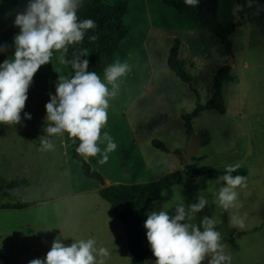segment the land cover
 Instances as JSON below:
<instances>
[{
  "label": "rangeland",
  "instance_id": "rangeland-1",
  "mask_svg": "<svg viewBox=\"0 0 264 264\" xmlns=\"http://www.w3.org/2000/svg\"><path fill=\"white\" fill-rule=\"evenodd\" d=\"M236 1L218 0L222 25L242 22L230 34L228 49L208 29L188 28L193 23L191 17L174 10L167 0H128L124 23L129 34L114 63L126 62L131 70L118 81V95L109 100L108 122L101 131V136L107 132L113 138L117 148L108 153L104 164L98 162L101 155L83 159L112 184L150 182L170 172H183V181L165 190L143 214V249L150 247L144 224L151 211L167 208L174 214L177 203L197 202L196 196L203 193L208 205L194 222L199 224L204 215L221 221L216 227L231 264H264V38L258 26L233 13ZM28 2L0 0V45L7 46L0 52V63L14 54V36L20 31L15 17L25 11ZM177 40V60L186 79L168 63ZM59 56L54 53L52 62L34 75L21 123L0 124V182L28 181L12 189L10 195H0V264H29L32 259L44 258L61 234L68 237L62 238L65 244L70 245L74 238H92L99 248V243L112 240L116 232L113 224L120 222L113 206L100 196L101 182L89 176L66 132L52 138L55 150H40L45 105L50 93H56L59 75L70 77ZM230 60L232 65H228ZM224 65L231 67L229 73L236 78L222 83L226 111L205 109L191 120V135L206 131L210 140L183 164L178 153L191 136L183 116L195 110L198 100L203 105L209 102L215 75ZM101 80L105 81L104 74ZM25 113L32 118L27 119ZM155 141L170 152L155 146ZM98 146L103 153L106 142ZM172 147L175 150H170ZM236 163L241 164L238 171L244 170L247 186L237 189L243 207L231 211L246 214L243 229L230 227L228 213L214 203L222 182L218 184L216 178L204 181L203 175L192 178L187 173L225 169ZM23 201L36 204L21 209L2 207ZM103 220L111 232H100ZM130 256L129 248L131 263ZM152 258L148 264H154Z\"/></svg>",
  "mask_w": 264,
  "mask_h": 264
},
{
  "label": "clouds",
  "instance_id": "clouds-1",
  "mask_svg": "<svg viewBox=\"0 0 264 264\" xmlns=\"http://www.w3.org/2000/svg\"><path fill=\"white\" fill-rule=\"evenodd\" d=\"M188 6H197L199 0H185ZM81 0H29L23 12L17 13L14 24L20 31L14 36V54L0 63V124L21 123L28 91L34 75L42 65L52 62L54 53H60L59 63L70 64L74 75H59L56 93H50L46 103L45 135L40 137L41 151H53L52 138L65 132L76 143L77 153L87 159L101 155L98 161H108V153L117 148L113 138L101 131L108 122L110 98L118 95L121 77L131 70L128 63L116 62L104 69L105 81L95 71H89L88 50H78L73 58H65L70 45L84 40L85 33L96 27L92 19H78ZM251 6V0H249ZM237 4L233 13L241 10ZM94 41L96 36L89 37ZM7 46L0 45V52ZM59 72L57 69H55ZM111 86V90L108 86ZM31 119L30 113H25ZM106 142L103 153L98 143ZM241 167L240 163L225 166L224 174L216 178L221 184L216 192L215 205L228 213L229 226L243 229L246 214L241 216L231 211L243 207L238 200V188L247 186V177L233 175ZM191 204L177 203L174 214L167 208L153 210L145 221L147 239L156 257L154 264H231V256L226 253V245L217 230L218 219L204 215L199 224L197 214L207 205L203 193L196 196ZM68 237L57 236L46 257L32 259L29 264H105L110 256L106 247H96L92 238L76 239L68 245L62 242Z\"/></svg>",
  "mask_w": 264,
  "mask_h": 264
},
{
  "label": "trees",
  "instance_id": "trees-1",
  "mask_svg": "<svg viewBox=\"0 0 264 264\" xmlns=\"http://www.w3.org/2000/svg\"><path fill=\"white\" fill-rule=\"evenodd\" d=\"M174 10L191 17L193 23L189 24L191 29H208L215 33L229 49L231 42L230 34L236 29L241 21L232 22L224 26L218 21L217 8L218 0H199L197 6H188L185 0H167ZM241 5V10L238 11L243 21H249L260 29L264 38V0H237L236 5ZM128 11V0H81V6L78 9V19H92L95 21L96 27L89 29L85 33L84 40L76 45H70L65 56L71 60L73 54L78 50L87 49L86 58L89 60V71H95L100 78L104 74V69L113 64L116 58V52L122 45L124 39L129 34V31L124 23L125 15ZM95 35L94 41L89 37ZM180 41H176L172 47L168 63L170 67L183 79H186L185 72L181 69L178 59ZM70 76L74 75V70L71 65H67ZM230 66L224 65L221 67L214 78L213 94L208 103L203 105L197 102L195 110L183 116L186 121V126L189 134L193 133L191 120L198 114L209 108L217 109L224 113L226 111L224 99L222 95V83L225 80H236L229 73ZM206 138V143L210 140L208 133L203 132ZM68 138L69 135L66 133ZM73 142V141H72ZM158 148L166 149V146L161 142H153ZM225 169H209L204 172L198 170H189L187 173L192 178H197L203 175V180L209 178H217L224 174ZM244 174V170L236 171L233 175ZM183 172L174 171L167 173L160 179L150 182H139L133 184L114 183L102 187L100 189L101 196L107 200L114 208L115 213L124 224L129 241L131 264H144L146 255L152 251L151 247L143 249L141 246V218L145 213L148 205L155 200H158L163 192L172 186L183 181ZM245 176V174L243 175ZM27 179H16L4 185L0 182V195L8 196L10 191L22 184H27ZM223 183V182H222ZM35 204L33 201H23L13 204H4L3 208H25Z\"/></svg>",
  "mask_w": 264,
  "mask_h": 264
},
{
  "label": "crops",
  "instance_id": "crops-1",
  "mask_svg": "<svg viewBox=\"0 0 264 264\" xmlns=\"http://www.w3.org/2000/svg\"><path fill=\"white\" fill-rule=\"evenodd\" d=\"M174 148L175 147H172V149H170V150H175ZM106 181H107V185L112 184L109 179H106ZM100 189L101 188L98 189L99 193H100ZM100 196H101V194H100ZM155 201H157V200H155ZM151 203H153V201ZM6 204H10V203H6ZM11 204H13V203H11ZM6 209H21V208H6ZM147 209H146L145 213L147 212ZM116 217L119 219L120 222H118V221L114 222L112 229H113V232L116 231L117 233L115 232L113 234L111 241L103 242L101 244L99 243V246L106 247L110 252V256L105 259V264H131L129 262V248L130 247H129V241H128V237H127L126 228H125L124 224L121 222L120 218L117 216V214H116ZM120 223H122V224H120ZM108 230H109V232H111V228L109 229L107 226V223L103 220L100 232L101 231H107V233H108ZM13 234H16V233H13ZM221 242H223V241H221ZM150 256H151V258L153 256L152 259L156 260V257L154 256L153 252L150 251L145 257V263L144 264H148V259ZM130 259H131V256H130Z\"/></svg>",
  "mask_w": 264,
  "mask_h": 264
},
{
  "label": "water",
  "instance_id": "water-1",
  "mask_svg": "<svg viewBox=\"0 0 264 264\" xmlns=\"http://www.w3.org/2000/svg\"><path fill=\"white\" fill-rule=\"evenodd\" d=\"M233 64V60H230L228 65ZM78 141L75 144V152L77 154V157L82 160L83 165L85 166L89 176L96 177L101 182V185L103 187L107 186V181L105 180L104 176L99 174L97 171H94L91 169L89 164L81 157L77 151L76 148L78 146ZM206 143V138L204 133L199 134H193L189 137L186 146L183 148L182 152H179L178 155L182 159V163L185 164L191 157L195 156L198 151L203 147V145Z\"/></svg>",
  "mask_w": 264,
  "mask_h": 264
}]
</instances>
